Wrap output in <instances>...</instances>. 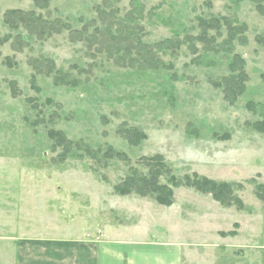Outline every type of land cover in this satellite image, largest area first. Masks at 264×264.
<instances>
[{
  "label": "rangeland",
  "instance_id": "1",
  "mask_svg": "<svg viewBox=\"0 0 264 264\" xmlns=\"http://www.w3.org/2000/svg\"><path fill=\"white\" fill-rule=\"evenodd\" d=\"M11 10L62 27H11ZM152 158L170 206L115 191ZM196 175L229 184V203ZM259 185L264 0H0V264L54 225L149 229L182 243V264H264Z\"/></svg>",
  "mask_w": 264,
  "mask_h": 264
},
{
  "label": "crops",
  "instance_id": "2",
  "mask_svg": "<svg viewBox=\"0 0 264 264\" xmlns=\"http://www.w3.org/2000/svg\"><path fill=\"white\" fill-rule=\"evenodd\" d=\"M54 226L51 234L19 238L17 264H182V243L147 239L149 229L111 226L74 237Z\"/></svg>",
  "mask_w": 264,
  "mask_h": 264
},
{
  "label": "trees",
  "instance_id": "3",
  "mask_svg": "<svg viewBox=\"0 0 264 264\" xmlns=\"http://www.w3.org/2000/svg\"><path fill=\"white\" fill-rule=\"evenodd\" d=\"M35 5L38 8H47L50 0H34ZM6 22L11 25V27H18L19 25H23L29 32L38 33L40 32L41 36L48 35L52 32H57L61 29V25L51 24L46 22L41 16L36 15L34 12H25L22 10H11L6 13ZM99 30V29H97ZM100 34L103 32L100 30ZM106 34V32H105ZM228 80L226 79V82ZM239 86L238 93H241L244 90V86ZM235 90L234 94L237 93ZM226 92L229 94L232 93V90L227 87ZM232 93V95H234ZM137 132V131H136ZM142 137H145L144 133L141 132L140 138H137V142L141 140ZM147 162L152 165V169L150 174L147 175H138V176H130L126 178V180L120 185L115 186V191L121 195H128L132 192H136L139 195L147 196V195H155V199L159 204L170 206L173 203V188L166 184L159 183L160 175L166 173L170 174V171L167 169L165 164L163 163L161 158H152L147 159ZM165 169V170H164ZM167 169V170H166ZM164 172V173H163ZM189 186H193L199 189L202 192L212 193L213 196L221 201V203L226 204L232 199L231 186L227 183H218L214 180L208 178H199L196 175V178L192 184ZM264 186L259 185L257 189V194L260 197H263ZM238 199H234L236 202ZM240 200H238L239 202ZM241 203V201H240Z\"/></svg>",
  "mask_w": 264,
  "mask_h": 264
}]
</instances>
